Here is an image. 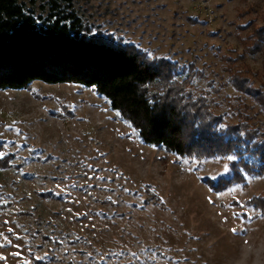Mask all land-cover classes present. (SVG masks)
I'll return each mask as SVG.
<instances>
[{"label": "rangeland", "instance_id": "1", "mask_svg": "<svg viewBox=\"0 0 264 264\" xmlns=\"http://www.w3.org/2000/svg\"><path fill=\"white\" fill-rule=\"evenodd\" d=\"M74 2L105 35L175 64L177 80L191 75L192 95L227 122L253 107L264 131L260 104L222 60L243 52L241 27L264 26L262 0ZM247 64L264 90V53ZM0 148L12 156L0 170V264H264V214L249 204L264 199V176L215 192L207 180L232 178L236 155L189 160L144 145L92 89L0 91Z\"/></svg>", "mask_w": 264, "mask_h": 264}, {"label": "trees", "instance_id": "2", "mask_svg": "<svg viewBox=\"0 0 264 264\" xmlns=\"http://www.w3.org/2000/svg\"><path fill=\"white\" fill-rule=\"evenodd\" d=\"M252 24L240 28L251 29L241 39L243 52L222 60L233 88L260 104L264 116V90L247 64L248 56L264 53V26ZM176 68L97 30L74 0H43L39 6L36 0H0V91H28L36 82L78 85L104 98L144 145L189 160L230 152L238 158L231 163L233 177L207 180L215 192L242 182L245 173L264 176V131L250 113L253 107L239 104L237 122H227L206 97L192 95L191 75L176 79ZM11 163L12 156H0V170ZM249 204L264 214V199Z\"/></svg>", "mask_w": 264, "mask_h": 264}, {"label": "snow or ice", "instance_id": "3", "mask_svg": "<svg viewBox=\"0 0 264 264\" xmlns=\"http://www.w3.org/2000/svg\"><path fill=\"white\" fill-rule=\"evenodd\" d=\"M229 159H231V157H229ZM37 259H41V258L37 257Z\"/></svg>", "mask_w": 264, "mask_h": 264}]
</instances>
